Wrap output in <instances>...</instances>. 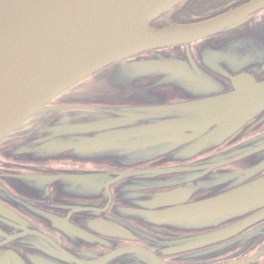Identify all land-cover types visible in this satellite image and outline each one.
<instances>
[{
  "label": "water",
  "instance_id": "1",
  "mask_svg": "<svg viewBox=\"0 0 264 264\" xmlns=\"http://www.w3.org/2000/svg\"><path fill=\"white\" fill-rule=\"evenodd\" d=\"M186 1L0 0V154L115 169L2 176L0 264H181L153 247L197 250L264 219V131L250 137L264 128V72L246 71L264 58V19L255 35L238 31L264 0L154 26ZM146 164L157 167L136 169ZM111 200L128 230L61 223ZM25 214L75 245L142 244L82 252Z\"/></svg>",
  "mask_w": 264,
  "mask_h": 264
},
{
  "label": "flooded vegetation",
  "instance_id": "2",
  "mask_svg": "<svg viewBox=\"0 0 264 264\" xmlns=\"http://www.w3.org/2000/svg\"><path fill=\"white\" fill-rule=\"evenodd\" d=\"M199 0H187L185 5L181 8H178L175 12L162 15L156 21H154V26L162 27L168 25L170 23L176 24H184V23H191L196 20V18L200 19H207L212 18L223 13H226L231 10H236L242 8L248 4L255 2L256 0H221L219 2H215V4H211L209 7H204L201 9H192L194 5L198 3ZM193 5V6H190ZM190 6V8L187 7ZM250 18L238 28L240 33L247 32L249 35H255L259 32L260 28L257 26L260 24L264 19V7H261L252 13H250ZM263 37L258 35L254 38ZM203 42V41H202ZM202 42H195L192 44V51L193 54L196 55L195 46ZM184 51H173L171 49L166 50L168 54H186V49H182ZM248 66L246 71L255 73L257 71L264 72V58L261 56L253 55L248 61ZM253 117H256L254 115ZM264 131L260 129L257 132H254L250 135L255 136L259 133ZM221 150V149H220ZM216 152V151H215ZM151 168L157 166H151L150 164H146L145 166H140L138 168ZM228 167H235L234 165ZM60 170H99V171H111L115 169H111L110 167H97V166H87L78 163H72L70 161H45V162H35V161H17L11 158H5L0 154V181L4 184V180L2 176L4 175H14V173H22V174H49L54 171ZM7 185V184H6ZM9 186V185H7ZM115 187V186H113ZM78 202H82L83 204L95 203L97 200H87V199H72ZM106 196H102L99 201H107ZM115 201L111 200L110 209L106 212L101 210H95L92 215H73L70 217L64 216L66 219L65 221H61L65 227L75 228H82L83 231H90L91 227L93 228H101L102 224H111L115 227L125 228L128 230L127 227L123 226V222H130L128 219L123 218L119 215H116L112 212V208L114 206H118ZM119 211V209H118ZM34 224H36L40 229H42L45 233L54 235L55 237L59 238L61 242L68 243L72 245L74 248L78 249L82 252H110L111 250L121 249L125 246H140L142 244L139 241L135 240H125V239H118V240H110L106 242L108 246L100 244L95 241H91L88 244L85 242H78L77 245L71 243L69 239L65 236L63 237L62 229H58L54 225V220L42 218V222L46 223V225L38 220H36L33 216L25 214ZM95 216H99L94 218ZM252 215L242 218L241 220H237L236 222L243 223L245 220H249ZM101 220V223H95L94 220ZM233 223H227L222 225L221 228H226ZM249 222V221H248ZM131 223V222H130ZM136 224L135 222H133ZM246 223V222H245ZM132 224V223H131ZM247 224V223H246ZM137 225V224H136ZM245 227V228H244ZM243 229L234 233L233 235L218 240L215 243H211L207 246H203L197 250H190V244L184 243L181 247L176 246H161L158 245L157 247H153L154 250H158L159 252L163 253H170L169 256H166V260L172 261L173 263H181V264H264V219L260 220L256 224L251 226H243ZM164 230L160 227H152L151 232L153 234H157L158 236H164L159 231ZM218 230V229H216ZM66 231V230H65ZM120 233L121 235H134L132 232H120L118 229L114 230ZM169 232V230H167ZM208 231H199V232H180L177 233L174 239H182L186 238L190 235L197 234V233H207ZM149 243V240H146ZM98 243V244H97ZM189 251H186V250ZM185 250V253L182 254H175L177 251ZM174 253V254H173Z\"/></svg>",
  "mask_w": 264,
  "mask_h": 264
},
{
  "label": "trees",
  "instance_id": "3",
  "mask_svg": "<svg viewBox=\"0 0 264 264\" xmlns=\"http://www.w3.org/2000/svg\"><path fill=\"white\" fill-rule=\"evenodd\" d=\"M221 0H199L198 3L196 5H190V6H193L192 9H201V8H204V7H209L211 4H215V2H219ZM190 6L187 7V10L188 8H190Z\"/></svg>",
  "mask_w": 264,
  "mask_h": 264
}]
</instances>
